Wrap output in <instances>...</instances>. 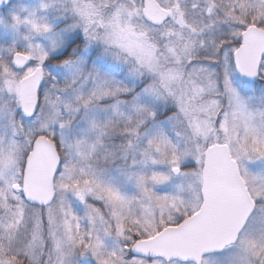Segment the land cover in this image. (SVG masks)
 <instances>
[{
    "label": "snow or ice",
    "instance_id": "obj_1",
    "mask_svg": "<svg viewBox=\"0 0 264 264\" xmlns=\"http://www.w3.org/2000/svg\"><path fill=\"white\" fill-rule=\"evenodd\" d=\"M0 264H264V0H0Z\"/></svg>",
    "mask_w": 264,
    "mask_h": 264
}]
</instances>
